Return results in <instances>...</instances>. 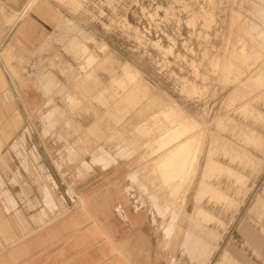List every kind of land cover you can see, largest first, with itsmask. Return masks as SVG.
Returning <instances> with one entry per match:
<instances>
[{
  "label": "rangeland",
  "instance_id": "1",
  "mask_svg": "<svg viewBox=\"0 0 264 264\" xmlns=\"http://www.w3.org/2000/svg\"><path fill=\"white\" fill-rule=\"evenodd\" d=\"M27 1L0 31L2 204L32 221L84 202L98 219L108 207L124 225L139 219L123 248L132 264H205L215 246L206 264H264V0ZM165 112L193 118L201 149L181 185L151 164Z\"/></svg>",
  "mask_w": 264,
  "mask_h": 264
},
{
  "label": "crops",
  "instance_id": "2",
  "mask_svg": "<svg viewBox=\"0 0 264 264\" xmlns=\"http://www.w3.org/2000/svg\"><path fill=\"white\" fill-rule=\"evenodd\" d=\"M26 1L0 0V31L3 30L2 22L10 19V12L21 10ZM15 37L22 40L19 32ZM17 93L25 107L26 93L18 89ZM32 100L33 98L27 99ZM0 112L9 111L5 110L3 104ZM96 156L98 155L94 154L93 157ZM115 158L112 164L119 159ZM89 160L90 164H94L91 157ZM97 164L100 165L95 162ZM125 168L127 171L126 163ZM115 175L111 177L112 180L117 178ZM2 192L4 190L1 189L0 194ZM45 195L47 194L44 193L46 199ZM260 199L258 198V203ZM10 206L2 204L0 200V264H132L123 253V248L132 240L131 234L138 228L139 219L134 224L129 221L128 226L124 225L116 217L108 216L110 207L108 212H103L106 215L98 219L84 202L79 205V210H69L51 219L32 221L31 211H27L25 206L19 205L16 209H10ZM34 212L38 214V211Z\"/></svg>",
  "mask_w": 264,
  "mask_h": 264
},
{
  "label": "bare ground",
  "instance_id": "3",
  "mask_svg": "<svg viewBox=\"0 0 264 264\" xmlns=\"http://www.w3.org/2000/svg\"><path fill=\"white\" fill-rule=\"evenodd\" d=\"M33 1L34 0H29V1H27L28 3L26 4V6H25V8L26 7H28V6H31V4L33 3ZM25 8L22 10V11H24L25 10ZM32 9V8H31ZM34 9V8H33ZM29 10V9H28ZM57 10V9H56ZM58 11V10H57ZM14 13V12H13ZM13 13H12V15H13ZM22 13L23 12H21V13H17L18 14V16L17 17H15V15H16V13H15V15H14V17L12 18V17H10V24L11 25H14V23L17 21V19H19L20 17H21V15H22ZM11 15V16H12ZM69 20V19H68ZM73 20H71V22H72ZM74 22V21H73ZM70 24V23H69ZM68 25V24H67ZM77 24H75V26H76ZM63 27H64V25H63ZM68 30V29H67ZM71 32H72V30H71ZM58 38V37H57ZM236 38H238V37H236ZM242 38V37H241ZM240 38V40L242 41V39ZM59 39V38H58ZM231 39V38H230ZM236 41L235 42H239V41H237V39H235ZM71 41H72V39H71ZM73 41H75V40H73ZM232 41H234V40H232ZM240 41V42H241ZM234 42V43H235ZM236 44V43H235ZM238 44V43H237ZM240 44V43H239ZM244 44V43H243ZM241 45V44H240ZM245 45H247V43L246 44H244L243 46L241 45V47L242 48H244L245 47ZM223 46V45H222ZM235 46V45H234ZM239 48H240V46H238ZM247 47H248V45H247ZM246 47V48H247ZM100 48V47H99ZM236 48V47H235ZM103 48H101V50H102ZM221 49V48H220ZM254 49V48H253ZM238 50V49H237ZM248 51H249V49H247ZM239 51V50H238ZM255 51V50H254ZM253 51V52H254ZM251 52H252V50H251ZM239 53H240V51H239ZM245 53H247V51L245 52ZM242 54V53H241ZM248 54V53H247ZM246 55V54H245ZM233 63V62H232ZM214 64V63H213ZM233 64H235V63H233ZM217 65H219V63H217ZM234 66V65H233ZM236 67V66H235ZM232 68V67H231ZM239 68V67H238ZM123 72V71H122ZM128 72V71H127ZM230 72V71H229ZM258 72V71H257ZM256 72V73H257ZM125 73H126V71H125ZM255 73V74H256ZM261 73V72H260ZM113 74V73H112ZM132 75V74H131ZM257 75H259V74H257ZM126 77V76H125ZM116 78V77H115ZM117 79H118V77H117ZM126 79V78H125ZM206 79V78H205ZM129 80V79H128ZM133 82V81H132ZM244 82V80L243 81H240V83L239 84H244L243 83ZM126 84V83H125ZM124 85V84H123ZM125 86V85H124ZM126 86H128V85H126ZM142 86V85H141ZM243 87V86H242ZM123 88V87H122ZM126 88V87H125ZM136 88H135V86H132V88H131V91L132 90H135ZM236 89H238V87L236 88ZM245 89H246V87H245ZM146 90H148V89H146ZM131 91H130V93H131ZM236 91V90H235ZM134 92V91H133ZM230 92V91H229ZM147 94V93H146ZM230 94V93H229ZM131 95V94H130ZM129 95V96H130ZM133 95V94H132ZM149 95V93L147 94V96ZM151 96V95H150ZM229 96V95H228ZM128 97V96H127ZM137 97H138V95H137ZM149 97V96H148ZM155 98H156V96H154ZM158 97H159V95H158ZM129 98V97H128ZM140 98V97H139ZM147 98V97H146ZM229 98V97H228ZM227 98V99H228ZM237 98V97H236ZM49 99V98H48ZM163 99H165V98H163ZM226 99V100H227ZM235 99V98H234ZM233 99V100H234ZM131 99H129V101H130ZM134 100V99H133ZM155 100V99H154ZM161 101H163L162 100V98L160 99ZM233 100H232V102H233ZM165 101V100H164ZM166 101H168L167 99H166ZM166 101H165V104H166ZM228 101V100H227ZM230 101V100H229ZM235 101V100H234ZM240 101V100H239ZM48 102V101H47ZM153 102H155V101H153ZM160 102V101H159ZM230 103V102H229ZM235 103V102H234ZM133 103L132 102H130V105H132ZM142 104V103H141ZM150 104V103H149ZM154 104V103H153ZM165 104H163L164 106H165ZM169 104V103H168ZM167 104V105H168ZM227 104V103H226ZM139 105V104H138ZM157 105H161L160 103H158ZM230 105H231V103H230ZM45 106V105H44ZM141 106V105H140ZM229 106V105H228ZM135 107V106H134ZM152 107V106H151ZM159 107H161V106H159ZM166 107V106H165ZM241 107V106H240ZM239 107V108H240ZM138 108V107H137ZM158 108V107H157ZM164 108V107H163ZM136 109V108H135ZM146 109V108H145ZM169 109V108H168ZM144 110V109H143ZM152 110V109H151ZM161 110V109H160ZM162 110H164V109H162ZM53 111V110H52ZM147 111V110H146ZM164 111H166V110H164ZM168 111V110H167ZM170 111V110H169ZM55 112H56V110H55ZM144 112V111H143ZM142 112V113H143ZM163 112V111H162ZM48 113V112H47ZM161 113V112H160ZM242 113V112H241ZM59 114V113H58ZM155 114V113H154ZM171 114V115H170ZM49 115V114H48ZM165 115L167 116V118H169V120H168V123L170 124V126H168V127H166V128H160L159 129V127H158V130L156 129V134L158 135L157 137H155L154 139H153V141L151 142V145L152 146H154L153 148H151V154H156L152 159V161H154V163H151L154 167H155V169H157L158 170V173L160 172L161 174V176H163V178L162 179H164L165 178V180H166V176L168 177H170V179L173 181V179L174 180H176V181H178V184L179 185H181V181L180 180H182L183 178H184V181H185V176H184V173H185V175L189 172L190 173V171L191 170H194V173L197 171L195 168H196V165H197V162H198V156H200L201 155V153H200V155H199V150H201V149H199V145H196V142L198 141V139L196 140L195 139V136L193 135V133H191L192 132V127H193V125H191L192 123L191 122H194L193 121V118L190 116V115H186V113H185V115L184 116H182V115H180V119L178 118L177 119V117H176V119H175V116H176V114H174V112H165ZM170 115V116H169ZM63 116H64V114H63ZM157 116V115H156ZM158 117V116H157ZM182 117V118H181ZM221 117V116H220ZM45 118H47V117H45ZM52 117H50V119H51ZM55 118V117H54ZM59 118V117H58ZM160 118V117H159ZM219 118V117H218ZM62 119H64V118H62ZM220 119H222V118H220ZM53 120V119H52ZM195 120V119H194ZM218 120V119H217ZM228 120V119H227ZM154 121V120H153ZM170 121V122H169ZM211 122V121H210ZM217 122V121H216ZM226 122V121H225ZM167 123V122H166ZM167 123V125H169ZM195 123H196V121H195ZM221 123V122H220ZM197 124H198V122H197ZM215 124H218V123H215ZM223 124V123H222ZM167 125H165V126H167ZM195 125V124H194ZM195 126H197V125H195ZM194 126V127H195ZM225 126V125H224ZM224 126H222L223 128H224ZM194 129V128H193ZM222 130V129H221ZM201 132V131H200ZM199 132V133H200ZM227 132V131H226ZM198 133V132H197ZM203 133H205V131L203 132ZM214 133V132H213ZM213 133H211V136H209V137H214L216 134H213ZM196 134V133H195ZM218 134H221V133H218ZM217 134V135H218ZM154 135V134H153ZM198 135V134H197ZM201 135V134H200ZM202 137H205V136H202ZM219 137V136H218ZM198 138V137H197ZM222 138V137H221ZM200 139V138H199ZM210 139V138H209ZM206 140V139H205ZM222 140H223V138H222ZM222 140H220V141H222ZM225 140V139H224ZM196 141V142H195ZM202 141V140H201ZM204 142V141H203ZM224 142V141H223ZM198 143V142H197ZM202 143V142H201ZM203 144V143H202ZM201 144V145H202ZM210 144V145H209ZM225 144H231V143H227V142H225ZM201 145H200V148H201ZM208 146H211V142L209 143L208 142ZM223 147V146H222ZM205 148V147H204ZM210 148V147H209ZM208 148V149H209ZM208 149H207V151H208ZM212 151H215L214 149L213 150H211V152ZM210 151H208L207 153H209ZM214 153V152H213ZM212 153V154H213ZM211 154V155H212ZM210 157H211V155L210 154H208ZM206 159V158H205ZM237 160V159H236ZM240 161V160H239ZM245 161H246V159H245ZM205 162V161H204ZM205 164L207 165V166H211V168L210 169H214V167H215V165H214V163L212 162V160H210V159H208L203 165V168H205ZM218 167V166H217ZM225 168V167H224ZM216 169H218V168H216ZM220 169V168H219ZM218 169V170H219ZM196 170V171H195ZM221 170V169H220ZM257 170V169H256ZM203 171V170H202ZM222 171H224L225 173H226V169L225 170H222ZM211 172L213 173V170H211ZM218 172V171H217ZM216 172V173H217ZM251 172V171H250ZM188 173V174H189ZM191 173H192V171H191ZM205 173H207V172H205ZM220 173H221V171H220ZM232 173V172H231ZM236 173V172H235ZM204 174V173H203ZM209 174V173H208ZM219 174V173H218ZM226 174H228V170H227V173ZM207 175V174H206ZM210 175V174H209ZM159 176V175H158ZM188 176V175H187ZM192 176V178H193V175H191ZM208 176V175H207ZM214 176V175H213ZM233 176V175H232ZM243 176V175H242ZM240 174H239V177L241 178L242 177ZM168 177V178H169ZM200 177H202L201 175H200ZM212 177V176H211ZM233 177H235V176H233ZM238 177V176H237ZM155 178V180H156V177H154ZM210 178V177H209ZM239 178V179H240ZM159 179V178H158ZM187 179V178H186ZM208 179V178H207ZM237 180L238 178H234V180ZM165 180H163V182L165 181ZM203 180V179H202ZM244 180V179H243ZM170 181V180H169ZM172 181H170V182H172ZM188 181H193V180H191L190 179V177H189V179H188ZM204 181H205V178H204ZM249 181V180H248ZM160 182V181H159ZM162 182V183H163ZM186 182V181H185ZM200 182V181H199ZM240 182H241V180H240ZM173 183V182H172ZM202 183V182H201ZM245 183H247V181L245 182ZM244 183V184H245ZM157 184V183H156ZM161 184V183H160ZM165 184V183H164ZM174 184H175V182H174ZM178 184H176L177 186H178ZM204 184V183H203ZM237 184H238V182H237ZM241 184V183H240ZM240 184H239V186H240ZM248 184V183H247ZM246 184V185H247ZM165 185H168V184H165ZM189 185V184H188ZM234 185H235V183H234ZM233 185V186H234ZM249 185V184H248ZM172 186V185H171ZM182 186H183V181H182ZM181 186V187H182ZM202 186V185H201ZM162 187V186H161ZM167 187V186H166ZM205 187V186H204ZM163 188V187H162ZM172 188H173V186H172ZM177 188V187H176ZM206 189V188H205ZM212 189V188H211ZM242 189V188H241ZM168 189H166V191H167ZM180 190V189H179ZM178 190V191H179ZM199 190H201V189H199ZM215 190V189H214ZM238 190V189H237ZM249 190V189H248ZM165 191V192H166ZM171 191H173L174 192V190H171ZM180 191H182V190H180ZM207 191V190H206ZM197 192H198V194L200 193L198 190H197ZM210 192H211V190H210ZM222 192V191H221ZM246 192H248V191H246ZM164 193V192H163ZM184 193V192H183ZM207 194H208V192H206ZM215 194H216V192H214ZM169 194V193H168ZM174 194H176V192H174ZM178 194H181V193H178ZM195 194H197V193H195ZM172 195V194H171ZM182 195V197H184L183 196V194H181ZM210 195H212V194H210ZM219 195V194H218ZM248 195V194H247ZM169 196H170V194H169ZM168 196V197H169ZM173 196L174 195H172L171 197H172V201H174L175 200V203H176V199L175 198H173ZM225 196V195H224ZM198 197V196H197ZM201 197V196H200ZM199 197V198H200ZM216 197H218L217 195H216ZM244 197V196H243ZM170 198V197H169ZM185 198V197H184ZM214 197H212V199H213ZM224 198V197H223ZM209 200H210V198H208ZM220 200V198L218 197V198H216L215 200ZM224 199H226V198H224ZM246 199V198H245ZM185 200V199H184ZM198 200V199H197ZM214 200V199H213ZM214 200V201H215ZM231 200V199H230ZM230 200L228 201V203L230 202ZM183 201V200H182ZM221 201V200H220ZM227 201V200H226ZM243 201V200H242ZM164 202V201H163ZM184 202V201H183ZM197 202V201H196ZM213 202V201H212ZM222 202V201H221ZM220 202V203H221ZM174 202H172L171 204H173ZM198 203V202H197ZM197 203H196V205H197ZM217 203V202H216ZM225 203V202H224ZM232 203H233V201H232ZM159 204V203H158ZM161 204V203H160ZM240 204H241V202H240ZM257 204H259L258 203V200H257V202H256V205ZM176 205V204H175ZM224 205V204H223ZM232 204H230V206H231ZM178 207H180V206H178ZM226 207H228V206H226ZM233 207V206H232ZM235 207V206H234ZM233 207V208H234ZM173 208H175V207H173ZM176 208H177V206H176ZM222 208V207H221ZM194 209H196V207L194 208ZM193 211V210H192ZM196 210H194L193 212H195ZM197 211L198 212H200L199 214H202V210L200 209V208H198L197 209ZM196 211V212H197ZM160 212L161 211H158V213L160 214ZM204 212V211H203ZM236 212V211H235ZM205 213V215L207 216V218H205L204 220H206V221H209L208 219V216H211V215H207L206 214V212H204ZM204 213H203V215H204ZM196 214V213H195ZM234 214V213H233ZM238 214V213H237ZM197 215V214H196ZM204 215V216H205ZM200 216V215H199ZM202 216V215H201ZM203 216V217H204ZM205 216V217H206ZM194 217V216H193ZM196 217H198V216H195V218ZM187 219V218H186ZM211 219H212V217H211ZM211 219H210V221H211ZM192 220H194V219H192ZM197 220V219H196ZM200 220H202L203 221V219H202V217H201V219ZM214 219H212V221H213ZM231 220V219H230ZM209 221V222H210ZM217 221V220H216ZM213 222H215V221H213ZM230 223V222H229ZM229 223H227V225L229 224ZM196 224V223H195ZM206 224H207V222H206ZM224 224V223H223ZM164 225V224H163ZM173 225V224H172ZM172 225H171V227L170 228H168V227H166V225H165V228L163 227V233H164V238L165 239H168V238H171L172 237V235H173V233H174V231H175V229H174V227H172ZM197 226V225H196ZM219 226H220V224H219ZM225 226H226V224H225ZM221 227V226H220ZM161 228V227H160ZM224 229H225V227H224ZM161 230V229H160ZM224 232V231H223ZM211 234H212V232H211ZM213 235H215V234H213ZM220 236V235H219ZM218 238V237H217ZM162 239V238H161ZM161 239H160V241H161ZM199 240H201V239H199ZM213 240H216V239H213ZM160 241H157V242H159L160 243ZM164 242V241H163ZM200 242V241H199ZM202 243H204V242H202ZM217 244V243H216ZM215 250H216V246L215 247H213L212 249H211V251L210 250H208V251H210V253L208 254L207 252L205 253L206 254V256H207V254H208V256H207V258L204 260V263L206 264V263H211L212 262V256H213V254H214V252H215ZM201 251H203V250H201ZM205 251V250H204ZM191 256V255H190ZM203 256V255H202ZM199 257H201V256H199ZM189 258V257H188ZM197 261V260H196ZM198 263H199V258H198V261H197ZM200 262L202 263L203 262V260H200ZM171 263V262H170ZM203 264V263H202Z\"/></svg>",
  "mask_w": 264,
  "mask_h": 264
}]
</instances>
